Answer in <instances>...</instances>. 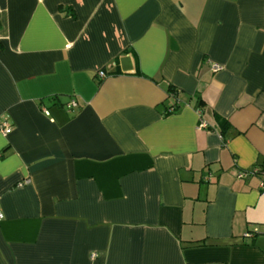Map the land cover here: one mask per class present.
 <instances>
[{
  "label": "crops",
  "instance_id": "crops-1",
  "mask_svg": "<svg viewBox=\"0 0 264 264\" xmlns=\"http://www.w3.org/2000/svg\"><path fill=\"white\" fill-rule=\"evenodd\" d=\"M3 120L0 264H264V0H0Z\"/></svg>",
  "mask_w": 264,
  "mask_h": 264
},
{
  "label": "built area",
  "instance_id": "built-area-1",
  "mask_svg": "<svg viewBox=\"0 0 264 264\" xmlns=\"http://www.w3.org/2000/svg\"><path fill=\"white\" fill-rule=\"evenodd\" d=\"M222 70V68L219 66V65H214L213 66V72H219V71H221ZM98 76L101 78V79H104L105 77H106V73L104 72V71H101L100 73H98ZM77 108V103H76V101H72L69 105H67V109L69 110V111H74L75 109ZM175 108H172V109H169V114H171V113H174L175 112ZM45 113H47L48 114V112H45ZM208 127V125L206 124V123H201V125H200V128H203V129H206ZM11 130H12V128H11V125L9 124V122L8 121H6V120H3V121H1L0 122V131H1V133L3 134V135H5V136H7L10 132H11ZM243 177H245V174H241L240 176H239V178H243ZM3 218V215H2V213L0 212V219H2ZM93 258H95L96 257V255H93L92 256Z\"/></svg>",
  "mask_w": 264,
  "mask_h": 264
}]
</instances>
